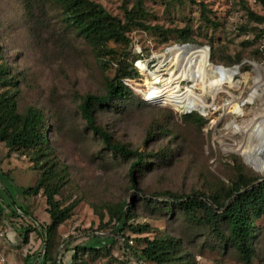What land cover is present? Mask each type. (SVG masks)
Returning a JSON list of instances; mask_svg holds the SVG:
<instances>
[{"label":"rangeland","instance_id":"1","mask_svg":"<svg viewBox=\"0 0 264 264\" xmlns=\"http://www.w3.org/2000/svg\"><path fill=\"white\" fill-rule=\"evenodd\" d=\"M89 1L123 20L122 0ZM135 1L128 0V7ZM142 2L143 23L159 31L131 30L129 48L109 43L114 53L98 61L51 0H0V64L14 81L0 87V95L15 93L19 114L30 107L43 113L49 165H55L54 199L62 208L71 207L69 217L51 239L49 264H136L144 240L157 237L179 241L184 264H242L238 253L224 249L209 227L186 219L161 194L185 201L195 194L221 193L240 177L248 186L264 180V173L253 171L240 155L222 149L224 144L244 141L241 133L234 134L229 128L252 121L256 106L243 103L251 84L238 76V87L231 89L223 81L226 94L205 95V117L189 105H176L161 95L142 76L138 64L156 78H168L172 65L160 67L155 56L176 45L190 44L207 46L212 59L209 68L223 76L241 65V75L252 74L249 62L264 67V23L250 19L246 10L264 17V0ZM201 3L210 22L201 18ZM118 62L133 65L137 78L123 84L135 96L96 108L95 123L113 143L137 150L150 163L149 170L135 173L136 187L142 193L137 196L129 176L134 159H123L106 149L79 109L84 96L105 94ZM139 75L143 82L135 90ZM180 84L182 90L188 88L185 82ZM195 93L200 94L199 89ZM138 97L151 105L144 106ZM233 104L239 110L227 109ZM198 117L201 122L195 120ZM35 159L29 153L10 152L0 143V264L42 263L45 242L41 229L51 224L44 190L36 195L22 193L41 179L45 160ZM243 187L240 185V193ZM122 206L126 216L120 227L112 217ZM18 208L29 217H12L11 211ZM254 227L252 264H264V215ZM23 229H34L27 244L20 240ZM82 247L96 250L82 251Z\"/></svg>","mask_w":264,"mask_h":264},{"label":"trees","instance_id":"2","mask_svg":"<svg viewBox=\"0 0 264 264\" xmlns=\"http://www.w3.org/2000/svg\"><path fill=\"white\" fill-rule=\"evenodd\" d=\"M51 1L60 6L65 23L84 39L98 61H101V58L105 55L114 53L113 50L108 48L109 43L123 44L126 48H129L131 41L128 33L131 30L159 31L158 27L146 26L143 23L145 12L142 0H136L132 8L128 7V0H122L123 20L111 16L101 5L89 0ZM240 1L243 3V0ZM200 8L202 20L210 22L202 3ZM246 12L250 19L264 23V17L258 16L249 10H246ZM181 45L183 44H179V46ZM211 61L210 55L209 65ZM213 66L217 65L213 64ZM219 66L229 68L238 65ZM7 75L8 71L0 64V87L10 86V80L12 82V79H9ZM136 78L137 73L132 64L125 65L118 62L114 77L106 83L105 94L103 96L86 95L82 98L79 107L82 119L87 127L94 135L101 138L106 149L123 159H134L130 164L129 176L135 196L142 195L136 187L135 173L144 169L149 170L150 163H146L144 156L137 150L132 151L124 145L113 143L111 136L97 127L95 109L106 108L115 101L135 96L123 82ZM137 82V84H134L135 90L140 88L139 85L143 82L140 75ZM12 88H15V85ZM138 98L144 106L151 105L143 101L141 97ZM180 108L181 111H185L184 106ZM185 117L189 118L190 115H185ZM195 120L197 122L202 121L200 117ZM45 127L44 115L39 109L30 107L23 114H19L15 93L6 92L0 95V143H4L10 152L32 154L36 158L35 160L39 162H42V159L45 160L40 167L42 174L39 183L34 188L22 191L24 195H36L41 189L44 190L48 207L47 214L51 224L41 229L45 242L41 264L50 263L51 239L55 235L58 225L69 217L71 211V207L62 208L54 199L57 193V189L53 184L55 165H49V147ZM240 185L244 186L242 188L244 192L242 193L239 192ZM161 196L170 198L169 201L178 207L186 219L209 227L211 233L219 240L224 249L233 248L238 253L242 264H252L254 256L253 242L255 239L254 225L264 215V180L248 186L243 183V178L240 177L221 193H215L209 197H205L203 194H195L187 196L185 201H177L178 196L173 194H161ZM230 198H232L231 202L226 203ZM124 207L116 209L114 211L115 215L112 217L120 227L124 225L126 216ZM20 215L29 217L25 211L23 212L19 208L16 211H11L12 217H19ZM0 219L2 221V218ZM33 230L23 229L20 234L22 243H28V234ZM139 231H142V229ZM125 242L126 248H129L130 240L126 238ZM144 243V248L137 255L136 264H184L180 259L179 241L172 238L157 237L152 240L145 239ZM94 250L96 249L92 247H82V251Z\"/></svg>","mask_w":264,"mask_h":264},{"label":"bare ground","instance_id":"3","mask_svg":"<svg viewBox=\"0 0 264 264\" xmlns=\"http://www.w3.org/2000/svg\"><path fill=\"white\" fill-rule=\"evenodd\" d=\"M209 57V48L207 46L176 45V47L169 49L167 52L155 56V60L160 67L172 65L168 70L171 75L165 79L156 78L145 65H138L142 76L161 95L176 105L187 104L205 117L207 116L206 109L208 108L204 98L205 95L209 94L215 97L220 93L226 94L223 81H227L228 87L233 89L238 87L235 81L236 77L242 76L241 80L245 84H251L249 93L243 103L256 106L253 110L254 116L252 121L245 126H230L229 129L234 134L241 133L243 135L244 141L242 143L235 142L232 145L224 144L222 149L224 152H233L240 155L253 171L264 173V67L256 62H247L252 67V74L241 75V65L234 67L230 71L229 76H223L209 68ZM230 78L234 79L229 82ZM180 82H185L188 88L182 90L183 87L181 88ZM196 89H199L200 94L195 93ZM233 99L236 100V97H233ZM187 105L185 106L187 107ZM230 106H227V109L231 111L239 110L235 104Z\"/></svg>","mask_w":264,"mask_h":264}]
</instances>
